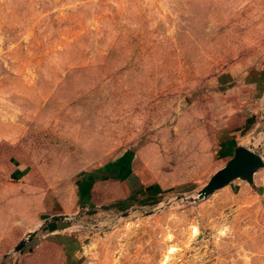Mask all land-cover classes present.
<instances>
[{"label": "rangeland", "instance_id": "1", "mask_svg": "<svg viewBox=\"0 0 264 264\" xmlns=\"http://www.w3.org/2000/svg\"><path fill=\"white\" fill-rule=\"evenodd\" d=\"M244 148L260 160L222 179ZM19 258L264 264V0H0V264Z\"/></svg>", "mask_w": 264, "mask_h": 264}, {"label": "water", "instance_id": "2", "mask_svg": "<svg viewBox=\"0 0 264 264\" xmlns=\"http://www.w3.org/2000/svg\"><path fill=\"white\" fill-rule=\"evenodd\" d=\"M260 160V156L249 149H241L239 153L230 163V166L224 170L221 174V178L229 179L230 177L236 176L241 173H245L249 170L250 164ZM213 186L209 187L208 190L211 191ZM32 234H30L31 236ZM25 239L19 241V243L14 247V250L21 249L25 244Z\"/></svg>", "mask_w": 264, "mask_h": 264}, {"label": "crops", "instance_id": "3", "mask_svg": "<svg viewBox=\"0 0 264 264\" xmlns=\"http://www.w3.org/2000/svg\"><path fill=\"white\" fill-rule=\"evenodd\" d=\"M25 244H26V241H25ZM24 244V245H25ZM43 245V244H42ZM15 247V246H14ZM40 255V254H39ZM45 256H48V254L46 253H42L41 254V258H44ZM4 257H7V254H4ZM25 258H28V257H25ZM22 258H19L18 261L15 262V264H20L19 262L21 261Z\"/></svg>", "mask_w": 264, "mask_h": 264}]
</instances>
